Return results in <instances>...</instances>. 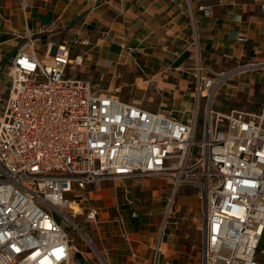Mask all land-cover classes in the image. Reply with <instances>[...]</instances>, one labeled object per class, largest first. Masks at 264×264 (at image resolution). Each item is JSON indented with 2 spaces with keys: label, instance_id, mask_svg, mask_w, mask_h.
<instances>
[{
  "label": "built area",
  "instance_id": "obj_1",
  "mask_svg": "<svg viewBox=\"0 0 264 264\" xmlns=\"http://www.w3.org/2000/svg\"><path fill=\"white\" fill-rule=\"evenodd\" d=\"M17 1L25 9L28 0ZM81 65L66 45L39 59L30 39L8 64L9 89L0 98V264H71L73 244L55 215L78 231L71 204L78 207L75 197L87 187L154 174L170 175L176 187L199 181L201 264H264V96L254 113L211 108L242 68L200 77L196 109L183 122L68 78V68ZM84 217L95 222L97 212Z\"/></svg>",
  "mask_w": 264,
  "mask_h": 264
},
{
  "label": "crops",
  "instance_id": "obj_2",
  "mask_svg": "<svg viewBox=\"0 0 264 264\" xmlns=\"http://www.w3.org/2000/svg\"><path fill=\"white\" fill-rule=\"evenodd\" d=\"M18 2L0 0L2 99L9 89V77L1 80L2 63L7 62L8 76L14 54L35 38L45 44L44 55L58 45L70 47L71 58L79 56L83 64L76 78L93 75L98 79L95 87L90 84L95 91L110 92L103 91V83L109 82L118 88L133 87L141 96L156 92L171 98L172 106L187 114L196 109L200 77H214L249 62L264 63L263 0H28L25 9ZM11 41H18V48L7 54ZM125 48L131 50L129 54ZM231 87L234 92L243 91L239 85ZM139 102L125 103L151 111ZM177 119L185 122L189 117ZM120 179L142 182V178ZM118 189L126 198L104 184L91 185L75 197L81 210L78 215L85 216L90 208L97 212L95 222L81 221L93 223L86 237L94 251H72L71 259L77 254L75 264H201L205 211L201 251L195 245L185 249L172 232L164 231L158 240L161 205L153 203L150 212L143 211L153 222L142 218V223L132 207L129 216L119 212V205L127 209L121 199L130 202L129 193Z\"/></svg>",
  "mask_w": 264,
  "mask_h": 264
},
{
  "label": "rangeland",
  "instance_id": "obj_3",
  "mask_svg": "<svg viewBox=\"0 0 264 264\" xmlns=\"http://www.w3.org/2000/svg\"><path fill=\"white\" fill-rule=\"evenodd\" d=\"M17 43L18 41L8 42V47L6 49L7 54L18 48L15 47ZM22 44L23 42L19 45ZM33 47H35L34 52L37 57L39 59H42L45 52V44L42 42V40L35 38L33 40ZM2 59L3 58L1 57V62ZM257 63L260 62H249L248 64L241 65L240 68L242 69H240L233 76V78H231L232 81H226L220 87V89H218L211 106L214 111L221 113H227L230 110H240L249 113L257 112L264 96V67H248L252 64ZM6 65L7 62L2 63L3 74L1 76V80L7 79L8 77L5 74ZM81 71V67H69L67 70V76L68 78L80 76ZM85 80H87L93 87H95V84L98 81V79H96L93 75L86 76ZM238 85L243 88V91L240 90L234 92L231 86L236 87ZM103 86V91L107 89L110 91L108 93L119 97L125 102H130L133 100L140 101L139 103H141L142 106L151 108V111L156 110L158 112V110H161L165 113L169 112L168 114L177 118H181V116L190 118L192 115L191 113L187 114V112L183 113L184 109H175V107L172 106L173 101L170 100L171 98L165 95H161L160 93L151 92V95L149 92H147L145 96H141L142 94L139 93L138 90L135 91L133 87L118 88L117 84L110 85L109 82H107L106 84L103 83ZM149 94L150 96H148ZM189 99H191L192 103L194 102L192 98ZM203 102L204 100L201 101L200 111H202ZM199 132L200 131L197 130L195 141H199ZM197 152L198 150L195 149V156H197ZM188 165L190 167V165H194V163L188 162ZM196 171L197 170L195 169L192 174L196 173ZM96 184H104L107 187H112L114 190L116 189L118 197L119 195L125 196V193H119L118 188H120V190H126L129 193V197L127 200L128 202H130V204L128 205L125 196V198L121 200L123 201L122 203L125 204L127 209L124 210L119 205V212H124L127 214L126 216H129L128 211L129 208L132 207L138 212H142V215H139V213L137 212L136 218L137 220L139 219V221L142 223V218H149L147 219L149 223L153 222V217H144L143 211L145 213L150 212L149 207L152 206L153 203H158L159 205H161V209L159 212L163 213L159 215V220L157 221L158 240L160 241L161 237H163V235L165 234L164 231L172 232L175 240L177 241V244L183 245L185 249H190L192 245H195L196 247H198V250L200 248L201 251L202 244L200 240L204 221L203 213L205 211V200L203 198V194L200 191L199 181L195 177H190L188 182H184L178 187L174 185L173 178L168 174H154L144 177L142 178V182L140 183V185L132 179L124 180L119 178L103 180ZM162 187L164 188L162 189ZM66 198L73 199L72 195H67ZM185 201L187 202L186 205H184ZM88 203L89 205H93V202L91 201H89ZM71 205V207L76 210L75 212H81V210L78 209L77 205ZM82 212L83 214H85L86 211ZM55 218L58 224L61 225L62 229L69 233L71 243L74 247L73 251L75 253L80 252L81 250H87L90 252L94 251L93 244H91L90 240H88V238L86 237H89V235H91L90 228L92 227L93 223L88 224L81 222L85 219L84 215L80 216L77 214L74 219H72L74 223L79 225L78 231H71V226L66 223L63 218H58L56 215ZM259 250H264V238L261 241ZM76 255L77 254H75L74 257ZM74 257L72 258L73 264H75L76 260V257L75 259ZM258 259L260 261H264V256H260Z\"/></svg>",
  "mask_w": 264,
  "mask_h": 264
},
{
  "label": "trees",
  "instance_id": "obj_4",
  "mask_svg": "<svg viewBox=\"0 0 264 264\" xmlns=\"http://www.w3.org/2000/svg\"><path fill=\"white\" fill-rule=\"evenodd\" d=\"M263 83H264V80H263Z\"/></svg>",
  "mask_w": 264,
  "mask_h": 264
}]
</instances>
